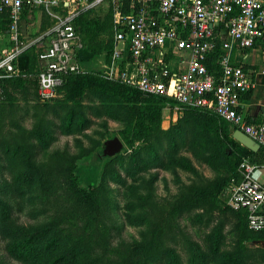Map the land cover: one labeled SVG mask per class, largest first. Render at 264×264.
Listing matches in <instances>:
<instances>
[{
  "label": "trees",
  "instance_id": "obj_1",
  "mask_svg": "<svg viewBox=\"0 0 264 264\" xmlns=\"http://www.w3.org/2000/svg\"><path fill=\"white\" fill-rule=\"evenodd\" d=\"M27 12L30 11H23L20 18ZM41 15L47 17L43 12ZM77 18L78 15L72 18L74 26ZM45 25L42 20L40 29ZM7 26V14L2 11L0 32L4 33ZM79 28L84 32L93 30L83 40V48L76 51L77 61L89 63L92 55L104 51L107 63L112 36L110 9L100 20L95 18L90 25L83 22ZM34 45L27 46L17 57V75L0 78V241L7 258L16 264H208L213 260L214 264L264 263V245L243 244L264 242V229L249 230L243 210L232 209L233 238L226 246L225 212L216 205L222 180L193 179L170 198L158 201L151 181L142 180L139 185L135 177L143 169L163 167L166 154L188 146L198 126L206 138L208 159L233 171L242 155L253 156L255 162L250 163L264 164V147L253 151L241 146L231 137L234 127L212 112L140 93L105 78L100 69L66 73L56 88L60 96L41 100L36 92ZM250 91L251 88L245 98ZM165 103L178 105L183 116L170 128L160 129L157 116ZM106 111L113 118L124 116L125 125L118 135L126 149L104 163L95 186L84 188L76 183L74 159L66 151H52L41 160L57 135L80 134L91 124L90 116ZM27 114L32 119L29 127L20 123ZM246 121L264 122L250 121L249 117ZM230 145L237 150H231ZM129 177L135 180L126 186L124 195L120 187ZM15 180L21 181L12 187L11 181ZM27 185H35V197L49 205L48 209L34 206L33 212H51L50 221L37 226L17 221L14 209L21 210L18 196ZM120 195L125 198L122 207L117 200ZM16 202L18 207H14ZM119 210L127 224L139 228L138 238L112 245L106 231L110 226L119 227L116 219H111ZM183 216H191L192 224L206 228L204 245L178 225L177 219ZM217 255L219 260L214 259ZM4 258L0 257V264H9Z\"/></svg>",
  "mask_w": 264,
  "mask_h": 264
},
{
  "label": "built area",
  "instance_id": "obj_2",
  "mask_svg": "<svg viewBox=\"0 0 264 264\" xmlns=\"http://www.w3.org/2000/svg\"><path fill=\"white\" fill-rule=\"evenodd\" d=\"M63 0H0L8 26L0 44V78L17 75L16 59L30 44L18 23L23 11L51 19L47 44L36 50V92L56 94L63 75L77 72L70 45L81 43ZM111 11V47L103 75L178 104L212 112L264 147V122H247L241 105L251 88L236 54L264 39V0H92ZM211 64V68H207ZM264 74V68L260 70ZM244 161L228 204L243 210L249 230L264 229L261 167Z\"/></svg>",
  "mask_w": 264,
  "mask_h": 264
},
{
  "label": "rangeland",
  "instance_id": "obj_3",
  "mask_svg": "<svg viewBox=\"0 0 264 264\" xmlns=\"http://www.w3.org/2000/svg\"><path fill=\"white\" fill-rule=\"evenodd\" d=\"M65 4H61L58 13L66 14L67 12L73 13L74 16L78 15L76 19L77 34L81 43L80 48H75L74 44L70 45V55L71 62L76 64L77 71H88L92 69H100L103 74L104 69V51L96 53L91 56L92 60L89 63H80L76 59V51L83 48V40H86L89 33L93 30H87L86 32L80 30V25L86 22L90 25L95 18L100 20L108 9L106 5H93L92 1L89 0H63ZM42 20L45 21L46 25L44 29L48 28L51 21L48 17L40 16L38 22L34 16L23 17L21 23L18 27L21 36L25 32H29L28 39L34 37H41L42 34L36 31V25L41 26ZM107 26V25H106ZM106 32V31H105ZM22 36V37H23ZM43 35L39 37L38 45H34L35 48L39 49L47 44V39H44ZM98 38H102L100 34ZM33 45V44H32ZM34 48V49H35ZM34 52V50H33ZM19 59L17 60V65L19 66ZM20 67V66H19ZM30 78V77H29ZM57 98L60 96L59 93L55 95ZM54 96V97H55ZM52 102V101H51ZM30 110H27L29 113ZM109 112L106 111L100 116L94 117L90 116L91 124L80 134H59L56 136L55 140L51 142L49 147L42 153L41 160L44 159L52 151H66L68 155L72 156L74 159L73 166V176L75 177L76 183L84 188L95 186L100 178L103 165L106 161L110 160L116 155L123 153L126 146L121 141L118 131L122 129L125 125L124 116L117 118L111 117ZM183 116L182 110L178 105H170L165 103L159 108L158 112V126L160 129H168L173 124L177 122L179 118ZM32 122L31 116L27 114L20 118V123L29 127ZM195 134L192 142L188 146H182L181 148L166 154L167 158L165 160V165L158 168L143 169L137 177V183L142 184V180L151 181V186L154 190V195L156 200L161 201L163 198H170L173 194H176L182 186H187L191 180L197 179L203 181V179H214L222 180L223 185L220 191L217 193L216 205L219 209L225 212L226 224L224 231L226 233V246L229 244L230 240L233 238L232 224L235 221L234 211L228 204L231 190L235 184L240 180V164L244 161L255 162L254 157L251 155L241 156V159L233 171L228 166H224L221 163L210 160L207 157V152H205L206 138L203 136L202 129L198 126L194 129ZM202 135V136H201ZM116 136L120 139L123 144L122 151L111 157H101L100 149L102 147V142L105 139ZM152 139V137H151ZM138 143V142H137ZM136 144V143H135ZM231 150L236 151L235 146H229ZM127 151V150H126ZM173 153V154H172ZM6 173V174H5ZM4 175L9 176L14 173V168L11 172H5ZM9 179L11 177L9 176ZM127 183L120 187L122 189V194L127 192L126 186L133 184L132 177L126 179ZM21 180L11 181L12 187H16ZM22 196H18L19 204L21 205V210L17 211L14 209V216L20 223H30L31 225L37 226L43 221L48 222L53 216L51 212H43L38 214L33 212V207L37 206L38 209H48L49 205L45 201H40L35 197V185H29L22 187ZM119 202V207L123 205L125 198L120 195L117 196ZM14 207H18V203L14 204ZM197 210V209H196ZM110 219V215H109ZM111 219H116L115 223L119 225L118 228L110 229L107 228V236H109L110 244L116 245L117 243L124 241L126 243L132 242L138 238L139 228L129 225L125 222L123 212L121 210L116 211L114 215H111ZM178 225L184 230L185 233L190 235L192 239L197 240L201 245H204L203 232H206V228L199 225H194L191 223V216H183L177 219ZM143 228V226H142ZM109 232V233H108ZM244 245L248 247H262L264 245L263 241H244ZM178 248V247H177ZM206 248V246H205ZM180 251V249H179ZM182 257L185 253L180 251ZM0 257H6L5 252L2 247V242L0 241ZM220 256L217 255L214 259L219 260ZM9 264H16L12 259H5ZM208 264H214V260ZM264 264V263H256Z\"/></svg>",
  "mask_w": 264,
  "mask_h": 264
},
{
  "label": "crops",
  "instance_id": "obj_4",
  "mask_svg": "<svg viewBox=\"0 0 264 264\" xmlns=\"http://www.w3.org/2000/svg\"><path fill=\"white\" fill-rule=\"evenodd\" d=\"M63 4H65V2ZM30 15L34 16L36 18V21L38 22L41 13L37 12V10H32L30 12H27L24 16L20 18L19 25L23 17H27ZM49 27L46 29H40V27L36 25L37 28L36 31L42 34L41 37L45 35L44 39L48 40V36L46 35V32L49 29ZM28 33L29 32L27 31L25 32L24 36L22 35L24 38L23 40L28 41L30 43L29 45L31 44L33 45L35 44V46L38 45L37 40L39 39L40 36L28 39L29 38ZM4 34L5 33L0 32V44L3 40ZM235 61L249 75L250 80L252 81L250 94L248 98H245L244 102L241 105L242 111L245 117H249L250 121H263L264 120V74L260 73V70L264 68V39L260 40L259 42H256L251 48L243 49L241 51V54L240 53L236 54ZM262 165L263 166L261 167V178H264V164Z\"/></svg>",
  "mask_w": 264,
  "mask_h": 264
},
{
  "label": "water",
  "instance_id": "obj_5",
  "mask_svg": "<svg viewBox=\"0 0 264 264\" xmlns=\"http://www.w3.org/2000/svg\"><path fill=\"white\" fill-rule=\"evenodd\" d=\"M231 137L237 141L241 146L246 147L250 150H257L259 145L255 143L253 140H251L248 136H246L243 132H241L238 129H234L231 132ZM123 144L120 141V139L116 136H113L111 138L105 139L102 142V147L100 149V155L101 157L107 158L111 157L118 152L122 151Z\"/></svg>",
  "mask_w": 264,
  "mask_h": 264
}]
</instances>
